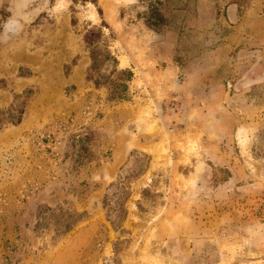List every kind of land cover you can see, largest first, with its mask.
I'll list each match as a JSON object with an SVG mask.
<instances>
[{
  "label": "rangeland",
  "instance_id": "obj_1",
  "mask_svg": "<svg viewBox=\"0 0 264 264\" xmlns=\"http://www.w3.org/2000/svg\"><path fill=\"white\" fill-rule=\"evenodd\" d=\"M162 1L153 30L136 0H0V108L30 90L0 126V264H264V0ZM100 23L121 100L85 79ZM42 205L83 217L33 231Z\"/></svg>",
  "mask_w": 264,
  "mask_h": 264
},
{
  "label": "trees",
  "instance_id": "obj_2",
  "mask_svg": "<svg viewBox=\"0 0 264 264\" xmlns=\"http://www.w3.org/2000/svg\"><path fill=\"white\" fill-rule=\"evenodd\" d=\"M136 2L144 6L141 17L147 28L158 30L170 22L168 16L162 11L164 3L162 0H136ZM101 23L99 25L90 24L89 27L84 28L82 33V42L89 58L85 79L90 81L95 88L105 87L108 99L121 100L126 96L127 81L131 78V71L128 68H117V61L108 49ZM72 64H74L73 61ZM64 69L65 72L66 68ZM29 92L30 90L26 89L22 96L14 94L12 103L5 108H0V126L6 123L17 124L20 121L25 106L24 98ZM86 136L84 134L79 137V142H83L87 138ZM223 172L228 173L227 170H223ZM122 192L124 190L121 188L120 193ZM106 198L107 196H104V207L107 205ZM119 212L120 217L123 218L125 215L124 208L120 207ZM82 217V213L64 209L61 206H38L35 212L36 221L32 230L52 227L54 236H61L71 230ZM107 220L110 219L107 218Z\"/></svg>",
  "mask_w": 264,
  "mask_h": 264
}]
</instances>
